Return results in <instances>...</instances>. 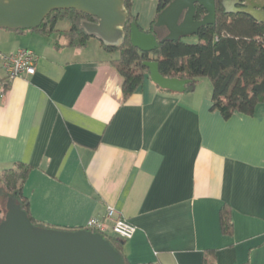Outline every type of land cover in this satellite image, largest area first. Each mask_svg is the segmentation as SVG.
Here are the masks:
<instances>
[{
	"label": "crops",
	"instance_id": "obj_1",
	"mask_svg": "<svg viewBox=\"0 0 264 264\" xmlns=\"http://www.w3.org/2000/svg\"><path fill=\"white\" fill-rule=\"evenodd\" d=\"M59 37L0 29L1 53L37 56L34 75L12 80L0 61V173L32 167V217L78 230L113 207L137 227L118 238L130 264H203L212 251L215 264H264V102L225 119L197 85L174 93L150 77L125 100L112 53Z\"/></svg>",
	"mask_w": 264,
	"mask_h": 264
},
{
	"label": "trees",
	"instance_id": "obj_2",
	"mask_svg": "<svg viewBox=\"0 0 264 264\" xmlns=\"http://www.w3.org/2000/svg\"><path fill=\"white\" fill-rule=\"evenodd\" d=\"M172 1L158 0L157 13L149 28L140 29L152 33L157 15ZM224 1L226 0H216V24L202 28L199 34L194 36L198 40L196 43H187L184 40L165 42L152 53H142L131 43V25H138V22L130 12L132 0H125L129 18L125 27L124 44L118 48L101 44L106 52L119 54L110 64L118 70L123 79L124 99L127 100L143 85L145 79L149 78V69L145 63L157 62L163 77L189 80L188 91L195 90L200 78H208L212 84L211 109L218 111L225 119L235 114L253 116L259 104L264 102V23H258L244 14H227L223 6ZM205 14L206 11L197 6L196 19L200 20ZM84 19L91 20L92 17L76 10L54 11L33 32L43 35L58 33L69 40V47L82 48L91 39L79 27L80 21ZM64 20L70 22V28L58 29V23ZM31 170L32 167L28 164L18 163L2 171L0 192H3V198L13 199L28 214L34 225L47 227L32 217L29 200L24 195V185ZM6 212L7 210H0V223L4 220ZM220 220L223 233L230 235L233 223L228 207L221 210ZM103 236L122 255L124 264H130L123 253L124 243L114 236ZM214 257L215 252H210L203 264H215Z\"/></svg>",
	"mask_w": 264,
	"mask_h": 264
},
{
	"label": "water",
	"instance_id": "obj_3",
	"mask_svg": "<svg viewBox=\"0 0 264 264\" xmlns=\"http://www.w3.org/2000/svg\"><path fill=\"white\" fill-rule=\"evenodd\" d=\"M197 6L206 14L196 19ZM227 14H244L264 23V0H226ZM239 6V7H238ZM76 10L95 19L80 21V29L105 47L118 48L126 38L129 12L125 0H0V29L33 31L54 11ZM216 0H173L157 15L152 33L131 25V43L142 53L160 44L197 36L216 24ZM151 81L174 93L187 91V79L166 78L157 62H146ZM0 264H124L122 255L99 233L36 226L28 214L9 199L0 223Z\"/></svg>",
	"mask_w": 264,
	"mask_h": 264
},
{
	"label": "built area",
	"instance_id": "obj_4",
	"mask_svg": "<svg viewBox=\"0 0 264 264\" xmlns=\"http://www.w3.org/2000/svg\"><path fill=\"white\" fill-rule=\"evenodd\" d=\"M0 61L9 80L36 73L37 56L31 50L20 49L11 54L0 52ZM86 228L101 235L112 234L122 241L131 240L137 232V227L113 207L107 208L104 219H91Z\"/></svg>",
	"mask_w": 264,
	"mask_h": 264
},
{
	"label": "rangeland",
	"instance_id": "obj_5",
	"mask_svg": "<svg viewBox=\"0 0 264 264\" xmlns=\"http://www.w3.org/2000/svg\"><path fill=\"white\" fill-rule=\"evenodd\" d=\"M158 0H132V4L130 7V12L133 16L137 18L138 25L141 29L147 30L149 28L150 23L156 16L157 13ZM71 26L68 20L60 21L58 23V28L61 29H69ZM61 41L69 44V40L64 36L59 37ZM187 43H196L198 40L196 37L191 36L183 39ZM89 45H99V41L95 38L90 40ZM112 58L116 59L119 57L118 53H113L110 55ZM197 92L211 94L212 95V84L208 78H200L197 84ZM1 190V187H0ZM9 199L3 198V192H0V210L6 211ZM1 216L2 213H1Z\"/></svg>",
	"mask_w": 264,
	"mask_h": 264
},
{
	"label": "flooded vegetation",
	"instance_id": "obj_6",
	"mask_svg": "<svg viewBox=\"0 0 264 264\" xmlns=\"http://www.w3.org/2000/svg\"><path fill=\"white\" fill-rule=\"evenodd\" d=\"M239 7V6H238ZM87 21H90V22H95V19L92 18L91 20H87Z\"/></svg>",
	"mask_w": 264,
	"mask_h": 264
}]
</instances>
